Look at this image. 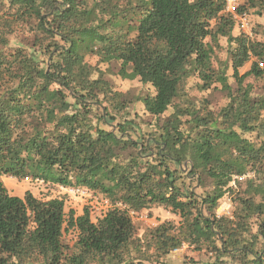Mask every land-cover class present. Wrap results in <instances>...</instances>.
Masks as SVG:
<instances>
[{"label": "trees", "instance_id": "trees-1", "mask_svg": "<svg viewBox=\"0 0 264 264\" xmlns=\"http://www.w3.org/2000/svg\"><path fill=\"white\" fill-rule=\"evenodd\" d=\"M238 11L264 17V0ZM234 29L224 0H0V264H168L184 245L190 264H264V96L246 84L264 79V42ZM220 39L234 89L213 67ZM88 55L152 90L141 115ZM193 77L225 93L218 112L189 100ZM3 177L86 189L110 208L93 222L62 199L12 196ZM225 195L235 209L219 217ZM153 207L179 222L136 238L131 214Z\"/></svg>", "mask_w": 264, "mask_h": 264}, {"label": "rangeland", "instance_id": "rangeland-1", "mask_svg": "<svg viewBox=\"0 0 264 264\" xmlns=\"http://www.w3.org/2000/svg\"><path fill=\"white\" fill-rule=\"evenodd\" d=\"M242 4V0H238V5ZM248 16V24L245 30L238 29L235 26L233 31L234 36L244 35L250 40L256 39L258 41L264 42V17H259L250 11ZM107 18V17H106ZM117 28V27H116ZM212 29L214 26L212 25ZM24 33V32H23ZM10 40V47L17 46L16 41H22L26 39V36L19 39ZM214 47V53L212 56L213 67L217 70H225L228 76L229 84L235 88V83L230 77V57L228 55L229 46L224 39L218 41V45ZM85 61L93 68L100 70L103 73V78L107 79L113 90L123 94L124 99L128 102V111L131 113L142 114V106L139 101L146 94H150L152 90L140 84L136 80L122 79L119 76V64L117 62L104 63L101 61L98 55H88L85 57ZM249 63L246 64L240 71V75L245 73L249 69ZM127 71H129L127 69ZM246 84L252 86V93L255 95L264 96V79L254 80L253 78L246 79ZM200 82L196 78H190L185 84V91L189 100L195 105L196 108H205L213 112H218L226 103L227 99L224 92L219 90V86L216 85L215 88H210L209 90H200L198 88ZM170 113L167 112L166 116ZM110 125H114L111 123ZM106 130H113L112 126H105ZM145 130V128H144ZM250 140L258 142L255 140V134L246 135ZM3 184L6 187L8 193L12 196L23 197L25 192H30L34 197L42 201L49 199H62L64 201V212L68 214L72 211L75 216H80L83 214L84 210H87L90 214L91 220L96 221L99 217H102L106 211L110 208L107 200L100 194L92 192L86 189H68L58 187L50 183H43L40 181H35L31 179H26L23 181H17L14 178L3 177ZM208 183V182H207ZM234 185V184H231ZM196 194H201L202 189H196ZM235 209V203L229 195H225L219 202L215 210L217 216H230ZM131 220L135 227L136 238H142L146 231L155 227L163 222H173L177 224L179 218L170 213L163 207H153L149 210L143 211L139 214H131ZM77 234L73 230H65L63 232L62 240L63 242L71 247L76 241ZM152 251L146 247H143V252L141 258H149ZM199 258L197 252H194L191 247L184 245L180 250L171 253L165 261L168 264H190L189 261H197Z\"/></svg>", "mask_w": 264, "mask_h": 264}, {"label": "built area", "instance_id": "built-area-1", "mask_svg": "<svg viewBox=\"0 0 264 264\" xmlns=\"http://www.w3.org/2000/svg\"><path fill=\"white\" fill-rule=\"evenodd\" d=\"M225 12L232 16L235 26L238 29L245 30L248 24V16L246 12L238 11V0H224Z\"/></svg>", "mask_w": 264, "mask_h": 264}]
</instances>
